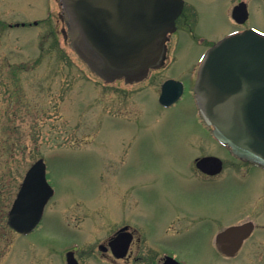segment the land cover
Returning a JSON list of instances; mask_svg holds the SVG:
<instances>
[{
    "label": "rangeland",
    "instance_id": "374dc122",
    "mask_svg": "<svg viewBox=\"0 0 264 264\" xmlns=\"http://www.w3.org/2000/svg\"><path fill=\"white\" fill-rule=\"evenodd\" d=\"M192 1L204 38L231 28L227 0ZM251 19L264 25L262 13ZM68 31L60 0H0V264H67L70 249L82 264H113L102 258L99 244L102 231L116 227L115 211L139 204L160 216L153 191L174 199L199 191L202 185L190 178L197 172L194 160L204 155L226 162L220 194L241 188L223 181L236 167L200 119L194 79L175 104L159 103L169 77L189 85L192 65L197 68L204 53L201 43L191 46L194 38L181 34L176 48L172 36L164 67L142 81L109 83L79 57ZM39 158L55 195L38 228L21 235L9 226L8 212ZM236 171L245 175L249 167ZM258 204L255 213L264 221V197Z\"/></svg>",
    "mask_w": 264,
    "mask_h": 264
},
{
    "label": "water",
    "instance_id": "95a60500",
    "mask_svg": "<svg viewBox=\"0 0 264 264\" xmlns=\"http://www.w3.org/2000/svg\"><path fill=\"white\" fill-rule=\"evenodd\" d=\"M61 1L73 47L108 81L139 80L161 65L167 34L175 29L183 7L182 0ZM182 89L175 80L166 81L160 102L171 105ZM195 93L216 138L239 157L264 164V35L249 30L211 47L199 69ZM198 166L216 172L222 162L204 157ZM53 195L46 163L39 159L25 175L9 211V225L22 234L33 231ZM68 264H79L71 253Z\"/></svg>",
    "mask_w": 264,
    "mask_h": 264
},
{
    "label": "flooded vegetation",
    "instance_id": "af4514ba",
    "mask_svg": "<svg viewBox=\"0 0 264 264\" xmlns=\"http://www.w3.org/2000/svg\"><path fill=\"white\" fill-rule=\"evenodd\" d=\"M183 1L175 29L168 34V42L172 36L178 37L172 44L176 48L181 47V34L193 37L194 42L190 38V45L201 43L204 51L223 37L248 29L264 34V25L251 19L253 14H264V0H259L263 7L252 6V0H227L232 26L213 39L204 38L196 29L199 8L192 0ZM188 78L189 85L182 78H176L184 83L185 92L194 79L192 72ZM221 145L236 167L223 181L227 179L235 188H241L220 194L219 176L226 162L221 158L220 171H203L197 166L196 158L194 168L197 172L191 175L190 181L202 185L200 189L205 188L179 193V199H174V194L153 191L152 196L160 203V216L144 213L139 204H133L129 211L116 210L112 218L116 227L102 231L105 235L99 244L102 258L113 264H264V221L255 213L261 204H258L259 198L264 197L261 193L264 189V165L239 158L228 146ZM239 166L249 167V172L240 175L236 171ZM251 186L259 188L251 189ZM251 208L254 209L250 211ZM105 224L107 220L102 222V229Z\"/></svg>",
    "mask_w": 264,
    "mask_h": 264
}]
</instances>
